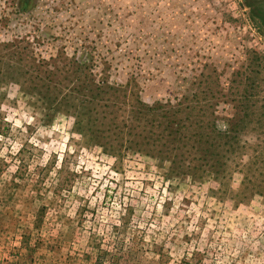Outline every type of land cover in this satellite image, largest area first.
Listing matches in <instances>:
<instances>
[{
	"label": "rangeland",
	"instance_id": "rangeland-1",
	"mask_svg": "<svg viewBox=\"0 0 264 264\" xmlns=\"http://www.w3.org/2000/svg\"><path fill=\"white\" fill-rule=\"evenodd\" d=\"M77 76L120 89L88 108L251 117L217 172L117 156ZM0 264H264V0H0Z\"/></svg>",
	"mask_w": 264,
	"mask_h": 264
},
{
	"label": "trees",
	"instance_id": "trees-1",
	"mask_svg": "<svg viewBox=\"0 0 264 264\" xmlns=\"http://www.w3.org/2000/svg\"><path fill=\"white\" fill-rule=\"evenodd\" d=\"M80 66L82 72L88 69L83 63ZM75 79L74 83L83 82L80 76ZM80 90L85 91L81 106L68 110L82 136L117 156H122L124 149L135 150L158 158L162 155V159L174 166L199 160L204 166L219 171L217 167L224 165L220 162L226 159L227 153L236 152L239 125L244 118L251 117L249 113L240 116L237 112L234 120L230 119L229 123L225 120L224 123L228 124L220 126L222 119L216 113H208L207 108H197L188 98H185L186 103L177 106L171 103L150 106L137 100L136 105L127 102L132 108H88L85 99L102 100V94L110 95L108 99H111L120 89L105 87L104 83L95 84L90 79L83 82L81 89L78 84L73 91L82 93ZM106 90H110L109 94ZM87 93H91L88 98ZM71 98L74 97L64 95L62 103L69 104ZM127 136L132 138L126 140ZM116 141L122 142L117 144ZM195 152L198 156L194 155Z\"/></svg>",
	"mask_w": 264,
	"mask_h": 264
}]
</instances>
